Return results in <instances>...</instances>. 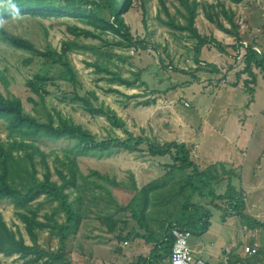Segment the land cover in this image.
<instances>
[{"label": "rangeland", "instance_id": "374dc122", "mask_svg": "<svg viewBox=\"0 0 264 264\" xmlns=\"http://www.w3.org/2000/svg\"><path fill=\"white\" fill-rule=\"evenodd\" d=\"M222 1L227 7L234 9L244 40L249 43L257 39L264 48V0H244L238 4L230 0ZM166 3L170 12L183 21L176 11L177 8L182 9L178 0H166ZM7 5L6 1L0 0V6ZM159 9V0H132L131 6L123 15L134 36L149 40L147 49L108 45L106 40L118 39L112 32H98V38L76 37L67 30V25L88 26L68 13L42 17L24 10L4 19L0 18L7 30L29 38L41 49L47 46L60 49L63 40L71 39L80 44L92 45L110 55L108 60L106 56L90 50L72 49L69 59L79 81L73 83L65 77L58 65L0 40V91L7 96L19 97L25 111L40 118L47 111L53 114L59 111L75 123L90 129L98 139L108 136L125 138L127 131H131L135 135L144 134L161 143L187 141L193 147V159L202 167L210 163V158L226 160L229 157L238 161L239 166L226 164V167L236 173L232 177V183L239 193L244 194L245 212L251 215L259 212L261 216L258 218L264 220L260 209L252 210L255 201L259 199H262L260 205L264 207V130L259 131L258 128L255 131L251 128L250 119L241 128L240 119H245L243 114L248 113L245 103L247 95L244 91L235 95L233 106H229L230 110L222 113L221 108V105L224 106V99L233 96L232 92H228L223 78L233 75V68L243 67L242 59L238 57L234 60L235 51L231 48L228 49L230 55L220 53L213 46H205L200 59L227 70L216 74L210 70V66L198 65L195 61V39L187 31L172 29L164 24L160 17H165V14L159 12ZM196 25L202 34H213L224 44L234 42L233 38L205 17L201 8ZM97 58L108 61L111 68L121 71L126 77L132 71H140L139 81L135 86L108 82L103 77L104 73H98L94 66L87 65V62ZM37 73L46 76L43 99L28 87V81L36 79ZM88 90L96 93L97 98L92 99L94 106L98 107L102 103L110 106L124 120L125 125H113L104 113L85 110L76 95H85ZM263 106L264 92L250 109L256 112ZM0 137L4 141L8 137L3 118H0ZM73 142L72 139H51L45 136L36 141L49 154L52 167L55 165V156L62 157L64 149ZM71 154L76 158L79 173L89 174L91 170H97L127 185L134 180L138 187L162 176L167 169L166 164L171 162L169 155L150 156L144 143L135 151L112 147L108 150ZM53 178L57 179V176L54 174ZM89 179L92 182L85 185L78 176V182L83 186L69 190L73 203L77 205V197L81 196L83 206L81 221L71 232L67 242L68 258L74 264H134L139 256H153L152 242L147 243L144 238L128 234L132 229L142 233L145 231L132 218L131 209L126 208L134 193L130 187L113 185L94 174H90ZM226 182L225 180L215 185L217 193L225 192ZM193 201L203 202L212 212L209 229L202 234L193 233L189 239L191 247L197 242L206 246L205 259L211 258L215 262L221 257L225 247H231L233 253L240 257H248L244 249L246 245H251L252 242L264 245V231L261 228L245 225L242 223L244 219L235 214L222 219L227 202L212 198L201 199L198 196ZM32 204L39 206V217L43 219L44 213L51 212L56 202L45 201L44 195H40ZM17 209L11 200L0 199V210L8 225L14 229L18 227L26 241L30 242L24 225L16 214ZM57 217L62 220L63 213L59 212ZM106 217L117 220L113 231L108 230ZM150 221L159 229L157 222ZM119 233L125 237L118 238ZM58 241V236L47 228L39 229L38 242L44 249L55 251ZM155 253L167 259L163 250ZM0 264L34 263L27 262V258L20 257L19 254L6 256L0 253Z\"/></svg>", "mask_w": 264, "mask_h": 264}, {"label": "trees", "instance_id": "16d2710c", "mask_svg": "<svg viewBox=\"0 0 264 264\" xmlns=\"http://www.w3.org/2000/svg\"><path fill=\"white\" fill-rule=\"evenodd\" d=\"M3 1H6L8 5L0 6L1 19L17 14L13 5L19 9V13L26 10L34 16L47 17L52 14L68 13L78 17L88 26L67 25V30L76 37L98 38L100 37L98 32H112L118 39L106 40L108 45L128 49L149 48V40L146 37L134 36L124 19V12L131 6L132 0ZM230 1L238 4L244 0ZM178 2L182 9L177 8L176 11L183 21L170 12L166 0H159V12L162 11L165 14V17H160L161 21L172 29L187 31L189 36L195 39L196 63L210 66V70L216 74L222 71L220 67L200 59L203 47L213 46L222 54H230L228 49L231 48L235 51L234 60L242 56L243 67L236 74L238 78L242 74L247 75L243 80V88L252 98L256 83L254 69H259L264 75V52L257 48L255 42L248 43L244 40L234 9L227 7L222 0L215 2L178 0ZM200 8L205 17L233 38L234 42L224 44L213 34H202L196 25ZM0 40L58 65L65 77L73 83L79 81L76 70L69 59V52L72 49L90 50L110 60L108 53L92 45L80 44L71 39L63 40L60 49L51 46L41 49L29 38L7 30L1 22ZM87 65L94 66V70L98 73H104L103 77L110 83L117 82L126 86H135L140 79V71H132L131 75L126 77L121 71L111 68L108 61L104 59L97 58L87 62ZM229 68L233 67L229 66ZM35 76L36 79L28 81V87L43 99L46 76L40 73ZM226 76L223 82L227 80ZM93 98H97L94 90H88L85 95H76V99L82 102L85 110L104 113L113 125L121 127L125 125L124 120L110 106L103 103L98 107L94 106ZM0 118L6 121L8 131L6 141L0 137V199L11 200L18 208L16 214L22 221L30 239V242H27L18 227L14 229L9 226L0 210V253L6 256L19 254L20 257L27 258V262L34 264H74L67 256V242L71 232L78 227L81 221L83 203L81 196H78V202L75 205L70 199L69 190L83 186L78 182V176L83 179L85 185L92 182L89 179L90 174L98 175L116 186L130 187L134 192L126 208L131 209L132 218L145 231L142 233L132 229L128 234L133 233L137 237L144 238L147 243L152 242L151 253L153 254L163 250L164 254L169 256L174 240L171 228L174 225L187 228L192 234H202L209 229L212 212L203 202H194L195 196L201 199L212 198L227 202V207L222 213L223 220L229 214H235L244 219L242 223L245 225L251 228L259 227L264 231V221L245 212L244 194L239 193L232 183V177L236 176V173L226 167L224 162L211 163L201 168L193 159L192 148L186 141L172 140L161 143L144 134L135 135L131 131H127L128 135L125 138L108 136L98 139L90 129L75 123L59 111L55 114L47 111L40 118L26 112L19 97L4 95L1 91ZM43 136L51 139L74 140L70 147L64 149L62 157L55 156L53 167L49 162V154L36 143ZM143 143L146 144L150 156L169 155L171 162L166 164L167 169L162 176L142 187H138L134 180L127 185L97 170H91L89 174L79 173L76 158L71 154L108 150L112 147L135 151ZM54 174L57 179L53 178ZM225 180L227 181L225 192L217 193L215 185ZM40 195H44L45 201L56 202L55 208L51 212L44 213L43 219L39 217V206L32 204ZM59 212L63 213L62 220L57 217ZM150 220L157 222L159 229H156ZM105 223L108 230L113 231L118 222L116 219L106 217ZM42 228H47L49 232L58 236L59 241L55 251L40 246L39 229ZM124 237L121 233L118 234V238ZM142 262L153 264L150 257L144 256H139L134 264ZM238 263L264 264V247L260 246L256 253L248 257L231 254L230 264Z\"/></svg>", "mask_w": 264, "mask_h": 264}, {"label": "crops", "instance_id": "0c3cea01", "mask_svg": "<svg viewBox=\"0 0 264 264\" xmlns=\"http://www.w3.org/2000/svg\"><path fill=\"white\" fill-rule=\"evenodd\" d=\"M256 44H257V48L260 50V51H263L264 52V48H262V43H260V41L259 40H255L254 41ZM242 57V56H241ZM240 57V58H241ZM230 64V63H229ZM219 67V66H218ZM221 68V67H220ZM242 67H238V68H233V71L235 72V73H233V75L232 74H230V75H228V76H226L227 77V80L226 81H224L227 85V90H228V92H232L233 93V96H227V98H225L224 99V106L223 105H221V108H222V113H224L225 112V110L227 111V110H230V107L229 106H233V100H235L234 99V97H235V95L239 92V91H244L245 92V95H247V97H246V104H247V109H248V113L247 114H243V117H245V119H240V121H242V125H241V128H243L244 126H245V121L247 120V119H250L251 121H252V124H251V128H253L255 131H258V128H260L259 129V131L260 130H264V106L262 107V109L261 110H257L256 112H252L251 111V109H250V106H254L255 105V103L257 102V100H258V98L261 96V94L264 92V75L261 73V71L259 70V69H257V68H255L254 69V71H255V73H256V83H255V85H254V89H255V91H254V94H253V97L251 98V95L248 93V92H246L245 90H244V88H243V80H244V78L247 76L246 74H242L241 76H240V78H238V76H237V74H236V72L237 71H239L240 69H241ZM222 71L224 70H227L226 68L225 69H221ZM232 71V70H231ZM226 90V91H227ZM227 92V93H228ZM243 92V93H244ZM249 94V95H248ZM251 101V102H250ZM235 106H238V105H235ZM222 133H223V131H222ZM224 133H225V130H224ZM237 138V137H236ZM230 139H234V138H230ZM230 139H227L229 142H230ZM238 139V138H237ZM235 142L237 141V140H234ZM187 142V141H186ZM236 146V145H235ZM192 148V153H193V147H191ZM236 148H237V146H236ZM202 153V152H201ZM226 160H224V159H216V160H212V158H210V160L208 161V162H210L209 164H211V163H215V162H224L225 164H227V165H230L231 163H232V166H234V164H237L238 166L240 165L239 164V162L237 161H233L231 158H225ZM215 161V162H214ZM208 162H206V163H208ZM235 162V163H234ZM199 164V163H198ZM208 164V165H209ZM199 166L201 167V168H204V167H206V166H201L200 164H199ZM238 166H235V167H238ZM261 201H262V199L260 200H258V201H255V203H254V206H252L253 208H252V210L253 211H256V210H258V209H260L262 212H263V214L262 215H264V207H261ZM249 215H251V214H249ZM251 216H255L257 219H259L258 218V216L260 217L261 216V214L259 213V212H256L255 214H253V215H251ZM259 220H261V219H259ZM261 221H264V220H261ZM122 244V243H121ZM191 246V245H190ZM152 247H153V244H152ZM226 248V247H225ZM191 249H192V251H193V253H194V255H196V256H201L202 258H204V254H205V252H206V246H204V244H202V242H197V243H194V244H192V247H191ZM223 252H225V249L224 250H222V254H223V257H224V253ZM154 254H155V256H154ZM153 254V257H152V255L151 254H148V255H144V256H146V257H150V260L151 261H153V264H170L169 263V259H168V257H167V259H163V258H161V255H159V256H157L156 255V253H154ZM222 254H221V257H222ZM232 254L234 255H238L237 253H233V250H232ZM234 255V256H235ZM211 257V256H210ZM221 257H219V259H217L215 262H213V261H211V258H204L205 259V261H206V263L207 264H219L220 263V261H221ZM119 264H122V262H120ZM141 264H148L147 262H142Z\"/></svg>", "mask_w": 264, "mask_h": 264}, {"label": "built area", "instance_id": "2783aa9c", "mask_svg": "<svg viewBox=\"0 0 264 264\" xmlns=\"http://www.w3.org/2000/svg\"><path fill=\"white\" fill-rule=\"evenodd\" d=\"M184 103L188 105L187 102ZM171 233L174 240L168 256L170 264H207L204 258L194 255L189 243L192 235L189 229L174 225L171 228ZM260 246L264 247V245L254 242L251 245H246L244 249L248 255H252L256 253ZM231 254L232 248L226 247L224 257L219 264H230Z\"/></svg>", "mask_w": 264, "mask_h": 264}, {"label": "clouds", "instance_id": "9594fccd", "mask_svg": "<svg viewBox=\"0 0 264 264\" xmlns=\"http://www.w3.org/2000/svg\"><path fill=\"white\" fill-rule=\"evenodd\" d=\"M13 7H14V9H15L16 13H17V14H19V9H18V8H15V6H14V5H13Z\"/></svg>", "mask_w": 264, "mask_h": 264}]
</instances>
